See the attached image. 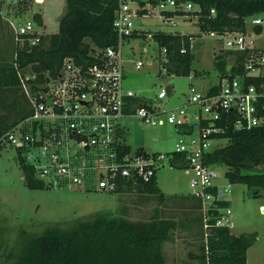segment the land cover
Returning <instances> with one entry per match:
<instances>
[{
  "label": "built area",
  "instance_id": "built-area-1",
  "mask_svg": "<svg viewBox=\"0 0 264 264\" xmlns=\"http://www.w3.org/2000/svg\"><path fill=\"white\" fill-rule=\"evenodd\" d=\"M41 3L0 0V23L9 31L13 59L17 49L29 48L48 34L41 15L31 8ZM197 12L198 7L190 2L117 0L111 21L116 35L113 45L92 47L89 59L84 61L65 56L54 72L35 70L31 65L20 67L14 61L28 115L0 134V146L19 150L45 186L86 188L92 184L98 191H113L117 178L148 181L159 168H173L171 152L181 153L184 163L180 169L189 177L190 195L199 201L203 229L209 219L215 227H230V207L219 205L230 183L225 181L223 171L204 162V156L211 151V142L216 139L213 136L227 127L236 131L264 125V46H254L247 40L244 22L242 32H201L221 44L219 51H246L239 64L233 56L229 63L225 61L223 73L216 71V84L203 92L188 89L177 95L168 83L145 98L123 86L125 63L138 70L143 64L155 62L156 82L174 76L167 74L165 49L157 46L152 34L178 32L146 30L136 27L135 22L154 17L167 28L178 21L193 22L197 27ZM209 13L213 15V10ZM247 18L253 33L254 27L264 29V10ZM184 52L180 47L179 53ZM135 53L137 60H133ZM186 78L191 79V74ZM177 98L179 102L175 103ZM126 118L139 124H168L184 139H178L169 154L122 151ZM219 178L224 183L220 184ZM258 211L264 214V207L259 206Z\"/></svg>",
  "mask_w": 264,
  "mask_h": 264
},
{
  "label": "trees",
  "instance_id": "trees-1",
  "mask_svg": "<svg viewBox=\"0 0 264 264\" xmlns=\"http://www.w3.org/2000/svg\"><path fill=\"white\" fill-rule=\"evenodd\" d=\"M156 2L157 0H150ZM176 3L190 2L198 7L197 29L207 31L244 30V19L264 10V0H174ZM117 0H64V9L57 20L55 32L42 35L39 42L29 48L16 50L15 59L0 58V104L11 107V100L5 92L18 89V80L13 62L25 67L31 65L35 70L55 71L61 59L69 56L75 61L89 59L92 47L104 48L113 45L116 35L111 21ZM213 10V15L209 11ZM169 14V13H167ZM0 23V33L3 30ZM260 33V27H254ZM3 35V33H1ZM10 34L8 35V37ZM153 40L165 49L166 61L163 63L167 74L187 76L197 72L191 69L193 54L189 49L190 34L154 32ZM11 40V37H10ZM12 42V40H11ZM180 47L185 49L179 53ZM13 44L9 49L13 56ZM244 52L219 51L214 56L213 68L222 72L225 61L233 56L239 64ZM234 70V68L232 69ZM20 96V95H19ZM14 114L20 120L28 115L23 96ZM145 103L144 99H135ZM14 103V104H13ZM16 124L7 114H0V134ZM220 124V123H219ZM213 136V135H212ZM225 140L221 147L204 156V162L224 167L223 177L230 184H242L252 189V196L264 191V125L234 131L231 127L213 136ZM122 151H129L127 145ZM136 152H142L136 148ZM169 154L168 152H166ZM23 184L29 189L42 188L44 183L35 177L33 168L24 161L19 150H15ZM173 168L180 169L183 155L171 152ZM261 168L258 170L257 168ZM114 192H135L154 196L159 202L173 205V195L161 193L155 182V174L148 180H123L117 178ZM187 199L195 213L191 224L196 223L200 239V254L194 255L197 264H245V251L255 240L250 233L233 235L227 227H215L209 219L205 230L202 227L199 201L192 195L181 196ZM227 206V202H220ZM174 223L149 220L133 222L117 215L97 216L90 221L78 222L69 228L48 226L35 236H22L19 251L13 260L4 264H165L162 245L168 240Z\"/></svg>",
  "mask_w": 264,
  "mask_h": 264
},
{
  "label": "rangeland",
  "instance_id": "rangeland-1",
  "mask_svg": "<svg viewBox=\"0 0 264 264\" xmlns=\"http://www.w3.org/2000/svg\"><path fill=\"white\" fill-rule=\"evenodd\" d=\"M31 5V4H30ZM32 12H38L45 31L53 33L57 29V20L62 10L61 0L44 1L40 5L32 4ZM31 13V12H30ZM28 13V16L30 15ZM141 24L139 25V23ZM136 27L146 30L166 29L173 30L181 34H190L192 38L191 52L193 59L191 69L197 72V78L191 80L193 91H205L208 87L217 83L216 70L213 68L214 56L219 52L221 44L207 37L205 33L197 30L193 22L178 21L174 27H165L157 23V18L147 17ZM245 29L247 40L257 47L264 46V29L260 33H253L250 26V19L246 18ZM264 26V25H263ZM0 33V58L10 61L12 55L5 47H2L9 38V31L3 25ZM131 44H134L132 41ZM124 50V49H123ZM126 54V52H124ZM138 59L135 53L133 60ZM143 59V58H142ZM228 63L230 59L226 60ZM226 64V63H225ZM126 69L123 80L124 88H129L133 92L153 96L160 85L171 84L174 93L180 91L187 93V79L184 76H171L163 81L156 82L155 75L157 64L152 62L149 66L142 65L138 70L132 67L131 63H125ZM6 95L12 92H5ZM21 99L14 101L13 106L8 103L0 104V113L7 114L11 120L16 119V124L20 118L14 114L15 108ZM125 129L124 143L130 150L141 147L148 153L169 152L174 144L181 137L176 130L168 124L149 125L139 124L135 119L126 118L123 120ZM225 140L214 139L210 149L221 147ZM221 173L224 167L215 165ZM261 170V168H257ZM158 188L167 194L177 193L186 195L189 191V177L183 174L181 169L168 168L163 166L156 171ZM220 184L224 183L223 178H219ZM86 188L74 187H49L29 189L21 179V171L18 166L15 150L7 145L0 146V264L6 260H13L19 251V241L22 236H35L48 226L69 228L78 222H85L97 216L117 215L125 220L133 222H147L152 219L172 222L173 233H178L177 227L181 222L178 213L169 210L168 202H159L154 196L136 194L135 192H114L98 191L89 184ZM258 196H252V189H247L242 184H230L229 191L224 194V198L230 201V230L235 233H250L256 236L246 254L247 264H264V214L258 211V207L264 205V191L259 190ZM163 209V210H162ZM178 222V223H177ZM185 244L189 251L200 254V239L195 230H190ZM181 240H178L179 243ZM167 246L164 253L167 256L173 254Z\"/></svg>",
  "mask_w": 264,
  "mask_h": 264
},
{
  "label": "crops",
  "instance_id": "crops-1",
  "mask_svg": "<svg viewBox=\"0 0 264 264\" xmlns=\"http://www.w3.org/2000/svg\"><path fill=\"white\" fill-rule=\"evenodd\" d=\"M44 1H50V0H42V3H44ZM61 3H62V10H61V13H62V11L64 9V0H61ZM11 43H12L11 40L9 38H7L6 39V42L3 44L2 47H5L7 50H9L11 48ZM190 74H191V79H189V80L186 78V76H184L187 79V83H186L187 90L188 89H191L192 90L191 80L193 78H197V76H193L192 73H190ZM123 85H124V83H123ZM172 92H174V91H172ZM180 93H183V92L180 91ZM138 94L140 96H143L142 98L149 97V96L144 95L142 93H138ZM19 95L22 96L20 94L19 89H17L16 91H12V94L9 95V98L11 100H15L16 101V100H18V98L21 99V97ZM177 102H179V98L175 99V103H177ZM0 114H2V113H0ZM138 148H141V147H138ZM142 151H144V150L142 149ZM144 152L145 153H148L146 151H144ZM162 153H166V152H162ZM155 182H156V185H157L156 174H155ZM157 187H158V185H157ZM159 190H160V188H159ZM161 193H163V192L161 191ZM189 194H190V191L186 195H189ZM169 195H173V201H174V203H173V205L168 206V208H169V210H174V211H176V213H178L181 222H179V223L177 222V223L178 224L182 223V224H180L179 226H176L177 227V230H178V233L169 234L168 240H166L163 243V245H162V254H163V257H164L165 264H197L196 258L194 257V255H196V254L193 251H189L188 249H186L187 247L184 244L186 242H183L182 241L184 239L185 240L187 239V235L190 234L189 231L192 230V228H193V230H197V227L195 226L196 223L191 224L193 222V221H191L192 220V216H194V214H196L195 211H194V209H192V207H191V204L192 203L190 204V202L187 199L181 198V196H185V195H183L181 193L180 194L172 193V194H169ZM224 201L227 202L228 203V206L230 207V201H229V199L228 198H224ZM261 206L264 207V205H261ZM231 227H232V222H231L230 227H228V230H229V232L231 234H233V235L242 234V233H239V234L233 233L230 230ZM178 240H181V242L175 243V242H178ZM167 246H169L168 247L169 249H171V246H173V249H171V252L173 254H171L170 256H167L164 253V250H165V248ZM249 247L245 251V264H247L246 263V254H247V251H248Z\"/></svg>",
  "mask_w": 264,
  "mask_h": 264
},
{
  "label": "bare ground",
  "instance_id": "bare-ground-1",
  "mask_svg": "<svg viewBox=\"0 0 264 264\" xmlns=\"http://www.w3.org/2000/svg\"><path fill=\"white\" fill-rule=\"evenodd\" d=\"M40 1V0H39Z\"/></svg>",
  "mask_w": 264,
  "mask_h": 264
}]
</instances>
